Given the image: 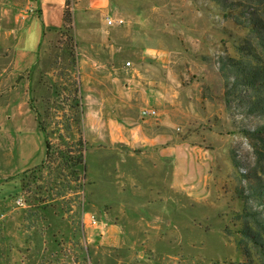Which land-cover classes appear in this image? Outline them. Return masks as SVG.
Listing matches in <instances>:
<instances>
[{"label":"rangeland","instance_id":"rangeland-1","mask_svg":"<svg viewBox=\"0 0 264 264\" xmlns=\"http://www.w3.org/2000/svg\"><path fill=\"white\" fill-rule=\"evenodd\" d=\"M111 2L119 10L107 17L123 24L107 25L99 15L92 41L124 45L114 52L116 64L140 58L142 49L158 51L153 70L142 72L157 77L167 99L158 133L200 147L185 149L186 160L200 153L195 161L207 162V177L171 186V157L152 152L151 160L143 154L140 164L129 157L123 163L121 149L93 148L84 121L86 79L76 64L77 52L89 46L86 31L73 17L69 49L59 32L42 37V18L38 32L26 28L35 0H0V264L245 263L230 218L241 208L235 186L255 179V159L240 129L258 118L246 113L220 69L247 35L228 15L241 0ZM243 9L246 16L252 11ZM132 74L119 77L130 82L137 78ZM123 86V92L132 88ZM80 134L84 167L67 157L76 155ZM232 155L245 164V177Z\"/></svg>","mask_w":264,"mask_h":264},{"label":"crops","instance_id":"crops-1","mask_svg":"<svg viewBox=\"0 0 264 264\" xmlns=\"http://www.w3.org/2000/svg\"><path fill=\"white\" fill-rule=\"evenodd\" d=\"M73 1L75 27L86 31L83 38L89 43V46L77 52L76 64L78 72L86 79L82 87L85 92L84 121L87 130L86 136L92 147L98 149V147L109 146L121 149L119 160L123 163L129 157L134 159L136 164H140V156L143 154H148L149 160L154 157V153H158L162 158L171 157L173 163L171 186L174 185V182L184 185L191 181L195 182L199 177L204 183L207 177L205 170V168L208 169L207 162L195 161L201 154L194 152L193 160H186L190 154L185 149H194L197 146L188 147L187 145L184 147L183 143H172L165 135L158 133L159 126L163 123L160 118L162 120L166 114V111H162V109L167 105V99L165 92L163 93L159 89L157 77L153 79L151 75L147 77L142 74L144 70L147 73L151 72L153 70L152 63H158L156 62L158 61V51L152 48L142 49L137 53L140 58L119 59L116 64L114 52L123 50L124 45L117 44L119 48L110 45L107 48L102 46L101 42L92 41V33L99 15L110 18L107 16L112 12H117L119 4L113 6L111 0ZM35 5V13L24 16L28 23L26 28L30 27L31 33L38 32L39 29L41 30L39 19L42 18V37L50 31L60 32L66 0H35ZM134 7H138L137 3ZM133 15H135V11L131 14V16ZM106 24L118 26L116 23L108 24L107 19ZM107 33L109 34V31ZM75 34L77 35V33ZM122 34L125 37L124 32L120 35ZM95 43L98 46L94 47ZM143 61H145L144 64H142ZM127 62L130 63L126 65ZM131 70L133 74L136 73L139 79H132L129 82L128 79L119 77L129 74ZM124 84L131 85L132 88L123 92L121 87L124 89ZM144 107L158 108V110L156 109L157 115L141 116L140 110ZM134 108L138 111L139 118L142 119L141 122L136 121ZM200 149L199 147L195 151ZM197 168H202L201 171L204 174L197 175ZM182 188L184 189V186Z\"/></svg>","mask_w":264,"mask_h":264},{"label":"trees","instance_id":"trees-1","mask_svg":"<svg viewBox=\"0 0 264 264\" xmlns=\"http://www.w3.org/2000/svg\"><path fill=\"white\" fill-rule=\"evenodd\" d=\"M245 4L252 8L248 16L243 9ZM68 5L69 0H66L63 24L59 33L66 37V45L70 49L74 45V38L71 34L73 16ZM237 6L238 12L234 13L235 8H231L228 15L232 16L233 22L238 27L247 31V35L238 45L237 54L224 60L220 69L226 78V87L238 89L241 94L240 105L248 115H255L258 122L253 127L240 129L251 146V153L255 159L252 169L255 179L245 186H235L234 193L240 200L241 208L233 212L230 222L238 227L236 243L245 257L243 264H264V0H241ZM227 95L225 102L227 109L230 110L231 100ZM45 148L47 158L51 153L47 139H45ZM83 151L84 141L80 134L76 155L67 156L72 165L84 167ZM230 152L233 153L232 150ZM231 159L239 170L242 167L240 175L245 177L246 173L243 169L245 164H239L234 155ZM231 196L233 199L234 195ZM225 229L230 234L228 226Z\"/></svg>","mask_w":264,"mask_h":264},{"label":"built area","instance_id":"built-area-1","mask_svg":"<svg viewBox=\"0 0 264 264\" xmlns=\"http://www.w3.org/2000/svg\"><path fill=\"white\" fill-rule=\"evenodd\" d=\"M107 23H108V24L116 23V24H118V25H121V24H123V20H122L121 18H117L116 20H115V19H112V18H107ZM129 63H130V62H127L126 65H128ZM140 114H141V116H143V117H146V116H155V115H157V110L154 109V108H147V107H144V108H142V109L140 110ZM20 201H21V199L18 198L16 202H17L18 204H21Z\"/></svg>","mask_w":264,"mask_h":264}]
</instances>
